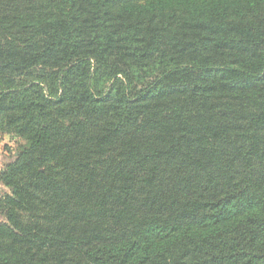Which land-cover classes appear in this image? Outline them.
<instances>
[{
    "label": "trees",
    "instance_id": "trees-1",
    "mask_svg": "<svg viewBox=\"0 0 264 264\" xmlns=\"http://www.w3.org/2000/svg\"><path fill=\"white\" fill-rule=\"evenodd\" d=\"M0 264H264V0H0Z\"/></svg>",
    "mask_w": 264,
    "mask_h": 264
},
{
    "label": "rangeland",
    "instance_id": "rangeland-1",
    "mask_svg": "<svg viewBox=\"0 0 264 264\" xmlns=\"http://www.w3.org/2000/svg\"><path fill=\"white\" fill-rule=\"evenodd\" d=\"M23 143L22 141H19L17 138L4 135L0 137V158L3 157L7 158V156H10L13 154V152L16 150L17 144ZM1 186V185H0Z\"/></svg>",
    "mask_w": 264,
    "mask_h": 264
},
{
    "label": "crops",
    "instance_id": "crops-1",
    "mask_svg": "<svg viewBox=\"0 0 264 264\" xmlns=\"http://www.w3.org/2000/svg\"><path fill=\"white\" fill-rule=\"evenodd\" d=\"M5 160V157H3L2 159L0 158V168L2 167V162ZM6 191V189L3 186H0V193Z\"/></svg>",
    "mask_w": 264,
    "mask_h": 264
}]
</instances>
